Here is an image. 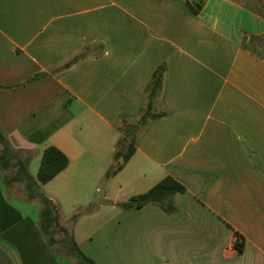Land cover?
<instances>
[{
  "label": "crops",
  "instance_id": "crops-1",
  "mask_svg": "<svg viewBox=\"0 0 264 264\" xmlns=\"http://www.w3.org/2000/svg\"><path fill=\"white\" fill-rule=\"evenodd\" d=\"M160 65L154 112L166 115L139 126L135 153L105 179ZM0 130L33 154L32 175L49 146L69 157L41 187L60 207L94 206L73 231L97 264H264V0H204L199 11L191 0H0ZM167 175L187 187L176 213L120 206ZM103 209L113 215L96 226ZM40 214L0 175V264H74Z\"/></svg>",
  "mask_w": 264,
  "mask_h": 264
},
{
  "label": "trees",
  "instance_id": "trees-1",
  "mask_svg": "<svg viewBox=\"0 0 264 264\" xmlns=\"http://www.w3.org/2000/svg\"><path fill=\"white\" fill-rule=\"evenodd\" d=\"M191 1L196 11L202 9L204 0ZM87 54V51L82 52L66 63L64 68L70 67ZM165 69V65H160L153 74L148 85L149 100L139 123L130 125L127 128L120 127L122 137L117 142L114 155L115 164L108 169L105 175L106 179L122 170L135 153L137 149L136 132L139 126L145 125L149 120L166 115L165 112H154L155 100L162 90ZM32 158L33 154L31 152L22 155L19 150L15 149L0 130V175L8 191L15 183H21L27 191V198L37 200L40 203V227L46 234L49 245L59 255L70 258L74 264H97L93 258L81 249L75 239L73 227H66L62 223L59 204L50 198L41 187L68 167L69 157L56 146L47 147L41 157L37 178L29 170ZM186 190L187 187L184 183L171 175H167L148 191L132 196L128 201L121 203L120 206L125 209H140L147 204H157L166 212L173 214L177 212L174 196L178 193H184ZM93 207V205H90L76 212L72 216L73 224L78 221L82 214L91 212ZM233 246L243 252L245 240L238 232L235 233Z\"/></svg>",
  "mask_w": 264,
  "mask_h": 264
},
{
  "label": "rangeland",
  "instance_id": "rangeland-1",
  "mask_svg": "<svg viewBox=\"0 0 264 264\" xmlns=\"http://www.w3.org/2000/svg\"><path fill=\"white\" fill-rule=\"evenodd\" d=\"M132 124H123L124 128H127L128 126H130ZM28 152H25L24 154L26 155ZM33 159V158H32ZM41 163V159H37L35 162H33V164L31 165V170L33 172V175L35 178H37V169L39 168ZM106 179V178H105ZM103 180L102 182H99L95 188H94V193L92 196H90L92 199V201H103V197L105 194V184L104 182L106 180ZM19 187V186H18ZM96 187H100L102 189V191H97L95 190ZM13 191H18L17 185L13 188ZM21 195H26L25 191L22 190L20 191ZM72 198H68L65 202V204L63 205V207H60V213H61V220L62 223L66 226V227H74V224L72 222V216L78 212L79 210H82L83 207L80 206H74L73 202H71ZM92 212V211H91ZM90 213V212H89ZM83 215V214H82ZM113 215V213H109L106 211V209H103L100 213L97 214V216L92 219L90 222H93L96 224V226H99L100 224L104 223L105 221H107L111 216Z\"/></svg>",
  "mask_w": 264,
  "mask_h": 264
}]
</instances>
